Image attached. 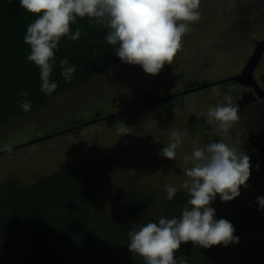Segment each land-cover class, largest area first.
Returning <instances> with one entry per match:
<instances>
[{
	"label": "rangeland",
	"instance_id": "374dc122",
	"mask_svg": "<svg viewBox=\"0 0 264 264\" xmlns=\"http://www.w3.org/2000/svg\"><path fill=\"white\" fill-rule=\"evenodd\" d=\"M199 11L200 20L182 37V48L172 65L166 64L158 75L147 74L141 66L121 61L53 97L47 105L32 108L0 125V188L10 180L30 184L63 166L85 160L97 162L103 154L112 153L124 160V173L99 187L97 208L107 206L105 195L127 177H135L139 188L156 191L161 203L167 199L165 184L180 186L186 179L183 169L189 165L183 156L219 139L205 122L206 113L210 107L224 104L225 95L230 94L233 104L241 106L239 119L224 141L251 157V175L247 186H241L239 197L222 202L217 194L211 205L216 210L215 218L231 222L234 234L240 238L239 244L215 245L220 248V254L214 264H264V211L245 210L247 204L264 196V160L249 145L243 147L244 140L240 139L249 126V111H258L255 119L264 124V92L263 97L258 96L252 87L240 82L228 86L222 82L204 89L196 82L219 77L223 81L243 71L257 41L264 40V0H215V3L201 0ZM261 59L262 56L253 68L256 78L264 76V59ZM188 80L198 83L191 88L198 91L188 100L172 101V106L178 104L170 110L167 103L161 102L144 111L132 112L134 105L129 102L132 103L138 91H181ZM248 91L255 93V102L245 97ZM251 102L255 103L254 109ZM98 108L104 118L80 126L69 123L79 111L90 116ZM119 122L129 127L130 134L117 135L115 125ZM170 127L188 131L183 145L177 149L176 160L158 154L170 142ZM58 130L65 131L54 134ZM49 134L53 136L44 137Z\"/></svg>",
	"mask_w": 264,
	"mask_h": 264
},
{
	"label": "trees",
	"instance_id": "16d2710c",
	"mask_svg": "<svg viewBox=\"0 0 264 264\" xmlns=\"http://www.w3.org/2000/svg\"><path fill=\"white\" fill-rule=\"evenodd\" d=\"M36 18L20 7L19 0H0V125L25 113L17 104L20 90L27 93L32 108L42 107L53 97L121 62L114 46L104 40L106 30L90 23L88 18H77L71 30L74 32L78 26L82 35L77 41L61 39L52 73L59 87L51 96L45 95L39 90V68L27 60L30 46L23 40L27 26ZM59 57H67L77 68L71 82H65L60 75ZM196 82L190 80L183 88L187 92L176 96H172L175 91H138L129 102L134 105L132 112L161 102L167 103L170 110L174 101L179 99L181 103L191 97L193 90L189 89ZM232 82L227 80L228 84ZM104 116L99 108L90 116L79 111L69 123L80 126ZM50 136L53 134L44 137ZM124 168L122 158L107 153L97 162L85 160L63 166L30 184L7 181L0 188V264H144L141 257L134 258L127 248L132 224L158 223L162 216L179 217L189 196L180 190L171 201L161 198L160 203L156 191L139 188L135 177H127L105 195L107 206L97 208L99 187L123 174ZM257 208V202L245 206L246 212ZM219 254L217 246L194 247L188 242L181 244L175 256L183 257L188 264H214Z\"/></svg>",
	"mask_w": 264,
	"mask_h": 264
},
{
	"label": "clouds",
	"instance_id": "9594fccd",
	"mask_svg": "<svg viewBox=\"0 0 264 264\" xmlns=\"http://www.w3.org/2000/svg\"><path fill=\"white\" fill-rule=\"evenodd\" d=\"M19 3L21 8L37 16L27 26L23 40L30 46L27 60L39 68V90L47 96L59 87L52 79V73L61 39L67 37L77 41L82 35L78 26L74 32L71 30V26L77 24V18H88L90 23L102 26L106 30L104 40L114 46L115 55L123 63L139 65L153 76L158 75L166 64L172 65L182 48V37L201 18V0H19ZM59 67L64 81L71 82L77 68L67 57H59ZM255 73L252 70L253 83L246 86L262 96L264 88ZM230 79L232 77L223 82ZM178 82L176 79L175 83ZM182 92L183 89L175 91L172 96ZM244 94L251 101L256 96L252 91ZM17 96L21 98L17 101L18 106L25 112L30 111L32 104L27 93L20 90ZM224 101V104L210 107L206 113L205 122L219 139L183 156L189 166L183 169L186 179L180 186H163L169 201L181 189L188 194L180 216L170 219L162 216L158 223H134L128 232L127 248L134 258L141 257L144 264H188L183 257L177 259L175 256L182 243L192 242L194 247L211 248L240 242L234 234V225L226 219H216V210L211 206L217 194L222 202L239 197L241 186H247L251 175V157L224 141L239 119V105L233 104L232 96L225 95ZM115 131L120 136L130 134L129 127L123 122L115 125ZM168 131L170 142L158 154L176 160L177 149L183 145L188 131L177 127H170ZM257 203L264 211V196L258 197Z\"/></svg>",
	"mask_w": 264,
	"mask_h": 264
},
{
	"label": "flooded vegetation",
	"instance_id": "af4514ba",
	"mask_svg": "<svg viewBox=\"0 0 264 264\" xmlns=\"http://www.w3.org/2000/svg\"><path fill=\"white\" fill-rule=\"evenodd\" d=\"M261 56H262V59H264V51L261 54ZM263 64H264V61H263ZM261 77L257 76V79H258L259 83L264 87V76L261 75ZM221 78L222 77L217 78V80H215V79L214 80H209L210 82L202 83L199 86H202V89H204V88L210 87V85H214V84L216 85V84H219V83L221 84L223 82ZM191 81L193 82V80H191ZM188 83H189V81L184 82V84H186V85H188ZM226 83H227V81H226ZM232 83L234 84V83H237V82L234 81ZM228 85H232V84H228L227 83L225 86H228ZM195 89H198V87H196ZM189 91H192V90L189 89ZM195 91H198V90H193L192 94ZM184 92H185V90H184ZM253 102H255V99L253 100ZM253 102L250 103L251 104L250 107L254 109L255 108V103H253ZM257 113H258V111H252V112L249 111L248 112V114L251 116V118L248 120V124H247L249 126H247L246 131H244L242 133L243 136L240 139L244 140L242 142L244 144L243 147H245L246 144L249 145L254 153H258L259 152L260 154H262V155L259 154V156H260V158L262 160H264V157H263L264 156L263 155L264 152L262 150L263 148L261 147V146H264V142L260 143L259 146L256 147V141H257V139L259 137H261V136H259V134L264 130L263 129V127H264L263 122L260 119H255V116H256ZM93 122H95V121H92L90 123H93Z\"/></svg>",
	"mask_w": 264,
	"mask_h": 264
},
{
	"label": "water",
	"instance_id": "95a60500",
	"mask_svg": "<svg viewBox=\"0 0 264 264\" xmlns=\"http://www.w3.org/2000/svg\"><path fill=\"white\" fill-rule=\"evenodd\" d=\"M264 51V40L260 41L257 43L254 52L252 53L251 59L249 60L248 64L246 67H244L243 71L241 73H239L236 76H233L232 79L234 81H239L243 84H247L250 85L253 83V78L252 77V70L255 67L258 59L260 58L261 53ZM186 92V91H185ZM185 92L179 93V94H183ZM248 95H245V97H247ZM242 102V100H241ZM239 107L241 106L238 103ZM259 137L256 141V147L259 146L260 143L264 142V130L259 134ZM264 152V148L262 149Z\"/></svg>",
	"mask_w": 264,
	"mask_h": 264
}]
</instances>
